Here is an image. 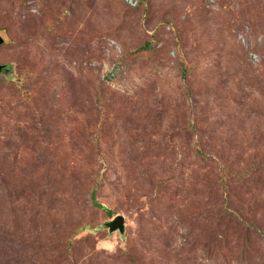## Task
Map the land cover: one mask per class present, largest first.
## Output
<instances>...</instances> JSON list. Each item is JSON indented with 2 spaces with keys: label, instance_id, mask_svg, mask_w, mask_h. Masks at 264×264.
<instances>
[{
  "label": "rangeland",
  "instance_id": "rangeland-1",
  "mask_svg": "<svg viewBox=\"0 0 264 264\" xmlns=\"http://www.w3.org/2000/svg\"><path fill=\"white\" fill-rule=\"evenodd\" d=\"M0 36V264H264V0H0Z\"/></svg>",
  "mask_w": 264,
  "mask_h": 264
},
{
  "label": "water",
  "instance_id": "water-1",
  "mask_svg": "<svg viewBox=\"0 0 264 264\" xmlns=\"http://www.w3.org/2000/svg\"><path fill=\"white\" fill-rule=\"evenodd\" d=\"M3 42V38L0 36V45ZM5 68V64L0 63V72H2ZM107 225L109 226V229L111 231L120 230L121 232H124L125 230V217L122 214H118L115 217H113Z\"/></svg>",
  "mask_w": 264,
  "mask_h": 264
},
{
  "label": "trees",
  "instance_id": "trees-1",
  "mask_svg": "<svg viewBox=\"0 0 264 264\" xmlns=\"http://www.w3.org/2000/svg\"><path fill=\"white\" fill-rule=\"evenodd\" d=\"M123 2L129 6L130 8H137V7H140L142 5V2L143 0H139V4L137 6H131L130 4H128L125 0H123ZM97 205H100V204H97ZM110 212V211H109ZM112 214V212H110Z\"/></svg>",
  "mask_w": 264,
  "mask_h": 264
},
{
  "label": "built area",
  "instance_id": "built-area-1",
  "mask_svg": "<svg viewBox=\"0 0 264 264\" xmlns=\"http://www.w3.org/2000/svg\"><path fill=\"white\" fill-rule=\"evenodd\" d=\"M131 6H137L139 4V0H125Z\"/></svg>",
  "mask_w": 264,
  "mask_h": 264
}]
</instances>
